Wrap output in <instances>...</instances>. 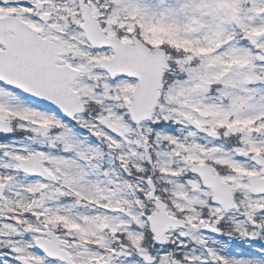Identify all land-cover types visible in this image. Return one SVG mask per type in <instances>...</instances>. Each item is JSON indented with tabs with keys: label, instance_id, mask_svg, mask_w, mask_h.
<instances>
[{
	"label": "snow or ice",
	"instance_id": "obj_1",
	"mask_svg": "<svg viewBox=\"0 0 264 264\" xmlns=\"http://www.w3.org/2000/svg\"><path fill=\"white\" fill-rule=\"evenodd\" d=\"M0 264H264V0H0Z\"/></svg>",
	"mask_w": 264,
	"mask_h": 264
}]
</instances>
